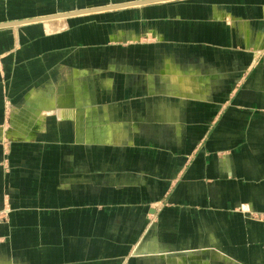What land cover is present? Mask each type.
Segmentation results:
<instances>
[{"label":"crops","instance_id":"1","mask_svg":"<svg viewBox=\"0 0 264 264\" xmlns=\"http://www.w3.org/2000/svg\"><path fill=\"white\" fill-rule=\"evenodd\" d=\"M0 214V264H264V0L0 28Z\"/></svg>","mask_w":264,"mask_h":264},{"label":"water","instance_id":"2","mask_svg":"<svg viewBox=\"0 0 264 264\" xmlns=\"http://www.w3.org/2000/svg\"><path fill=\"white\" fill-rule=\"evenodd\" d=\"M165 1H170V0H145V1H136V2L121 4V5H111L107 7L93 8V9H87V10H82V11H75L71 13L57 14V15H51V16H46V17H39V18L27 19L23 21H16V22L0 24V28L20 26V25L38 23V22H46V21L55 20L59 18H68V17L78 16V15H83V14H90V13L101 12V11L118 10V9L133 7V6H140V5L152 4V3H157V2H165Z\"/></svg>","mask_w":264,"mask_h":264},{"label":"rangeland","instance_id":"3","mask_svg":"<svg viewBox=\"0 0 264 264\" xmlns=\"http://www.w3.org/2000/svg\"><path fill=\"white\" fill-rule=\"evenodd\" d=\"M8 217H9V216H8L7 214H0V220H1V219H4V220H5V219H8Z\"/></svg>","mask_w":264,"mask_h":264}]
</instances>
